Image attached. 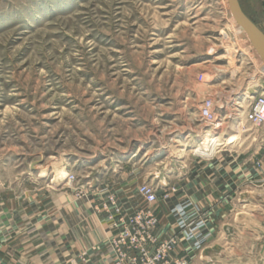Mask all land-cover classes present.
<instances>
[{
  "label": "rangeland",
  "instance_id": "1",
  "mask_svg": "<svg viewBox=\"0 0 264 264\" xmlns=\"http://www.w3.org/2000/svg\"><path fill=\"white\" fill-rule=\"evenodd\" d=\"M238 1L264 31V0ZM262 68L225 0H0V206L23 191L141 207L140 186L167 198L184 158L207 159L195 142L239 132L230 156L258 176L228 218H207L202 264H264V128L245 120Z\"/></svg>",
  "mask_w": 264,
  "mask_h": 264
},
{
  "label": "crops",
  "instance_id": "2",
  "mask_svg": "<svg viewBox=\"0 0 264 264\" xmlns=\"http://www.w3.org/2000/svg\"><path fill=\"white\" fill-rule=\"evenodd\" d=\"M219 147L222 148L211 152L207 159L184 158L175 173L177 191L158 200L153 207L158 219L155 235L160 240L179 234L180 209L190 220L205 218L202 234L209 236L198 250L192 245L194 240L183 239L174 248L172 257H181L186 264H202L204 252L211 249L213 229L207 218H228L234 202L243 193L241 188L258 176L247 161L230 156L233 145ZM168 179L164 184L155 183L160 195L169 187ZM7 197L0 206V264L109 262L105 241L113 230L104 214L97 211L103 194L90 192L76 198L66 192L27 198L22 191ZM139 202L133 195H124L118 201L129 214L140 206ZM82 254L85 260L81 263Z\"/></svg>",
  "mask_w": 264,
  "mask_h": 264
},
{
  "label": "built area",
  "instance_id": "3",
  "mask_svg": "<svg viewBox=\"0 0 264 264\" xmlns=\"http://www.w3.org/2000/svg\"><path fill=\"white\" fill-rule=\"evenodd\" d=\"M211 105L210 102L203 105L199 118L205 126L217 129L220 123L213 115ZM245 120L255 127L264 128V92L248 104ZM137 195L143 206L130 214L110 197L108 205L101 208L113 230L112 235L105 241L110 254L107 264H186L181 257H172L174 248L183 239L191 242L194 240L192 245L198 250L209 236L202 234L205 223L199 219L190 220L184 217V212L180 209L177 212V221L181 236L172 235L160 240L155 235L158 219L152 209L157 202L155 189L142 185L138 188Z\"/></svg>",
  "mask_w": 264,
  "mask_h": 264
},
{
  "label": "water",
  "instance_id": "4",
  "mask_svg": "<svg viewBox=\"0 0 264 264\" xmlns=\"http://www.w3.org/2000/svg\"><path fill=\"white\" fill-rule=\"evenodd\" d=\"M225 1L233 22L242 30L256 58L264 66V31L245 15L238 0Z\"/></svg>",
  "mask_w": 264,
  "mask_h": 264
},
{
  "label": "bare ground",
  "instance_id": "5",
  "mask_svg": "<svg viewBox=\"0 0 264 264\" xmlns=\"http://www.w3.org/2000/svg\"><path fill=\"white\" fill-rule=\"evenodd\" d=\"M238 32L239 33H243L240 28H238ZM261 71H262V73L264 75V66L261 69ZM257 88H262V86L258 85ZM245 98H246V96L244 95V96H242L241 100H244ZM238 104H241V103H238ZM211 130H213V132H214V130H219V125H218L217 129H215V127H212ZM240 138H241V133H239V132L235 133V135H233V134L230 135L226 139L223 138L221 133L205 135L204 137H202V139H200L199 141L194 143L195 146L193 147V152L199 153L201 155L209 156V154L211 152H213V150L215 148H217V147H219L221 145L229 146V145H231L233 143H237V142L240 141ZM160 182H163V180L160 181Z\"/></svg>",
  "mask_w": 264,
  "mask_h": 264
}]
</instances>
